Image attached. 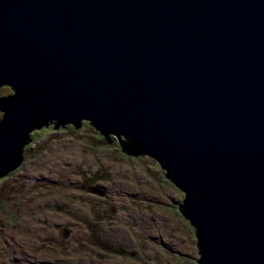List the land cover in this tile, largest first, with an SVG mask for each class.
I'll use <instances>...</instances> for the list:
<instances>
[{
  "label": "water",
  "instance_id": "obj_1",
  "mask_svg": "<svg viewBox=\"0 0 264 264\" xmlns=\"http://www.w3.org/2000/svg\"><path fill=\"white\" fill-rule=\"evenodd\" d=\"M3 86L0 179L88 121L184 193L197 264H264V0H0Z\"/></svg>",
  "mask_w": 264,
  "mask_h": 264
},
{
  "label": "rangeland",
  "instance_id": "obj_2",
  "mask_svg": "<svg viewBox=\"0 0 264 264\" xmlns=\"http://www.w3.org/2000/svg\"><path fill=\"white\" fill-rule=\"evenodd\" d=\"M53 126L33 132L22 166L0 179V264H197L185 195L155 159L122 152L117 137L107 144L86 122Z\"/></svg>",
  "mask_w": 264,
  "mask_h": 264
},
{
  "label": "bare ground",
  "instance_id": "obj_3",
  "mask_svg": "<svg viewBox=\"0 0 264 264\" xmlns=\"http://www.w3.org/2000/svg\"><path fill=\"white\" fill-rule=\"evenodd\" d=\"M16 238V239H15ZM14 240H13V244L18 252V256L21 258V259H25L26 260L28 259V255L27 253L29 252L28 251V248L27 247H23L21 245V243L19 242L20 241V238L19 237H15ZM26 244H28L26 241H24ZM24 242H22L23 245H26L24 244Z\"/></svg>",
  "mask_w": 264,
  "mask_h": 264
},
{
  "label": "trees",
  "instance_id": "obj_4",
  "mask_svg": "<svg viewBox=\"0 0 264 264\" xmlns=\"http://www.w3.org/2000/svg\"><path fill=\"white\" fill-rule=\"evenodd\" d=\"M87 124H89V125H91L90 124V122H86ZM32 138L34 139V137H33V135H32ZM104 138V137H103ZM195 233H196V239H197V232H196V229H195ZM197 244H198V239H197ZM197 248H198V246H197ZM198 252H199V249H198ZM199 257H200V255H199ZM197 263V262H196Z\"/></svg>",
  "mask_w": 264,
  "mask_h": 264
},
{
  "label": "flooded vegetation",
  "instance_id": "obj_5",
  "mask_svg": "<svg viewBox=\"0 0 264 264\" xmlns=\"http://www.w3.org/2000/svg\"><path fill=\"white\" fill-rule=\"evenodd\" d=\"M90 187H92V186H88V188H86V190L89 192V193H91L90 191H89V188ZM83 188H85V187H82L81 189H83ZM99 190V189H98ZM92 194H94V193H92ZM98 195V194H97Z\"/></svg>",
  "mask_w": 264,
  "mask_h": 264
}]
</instances>
